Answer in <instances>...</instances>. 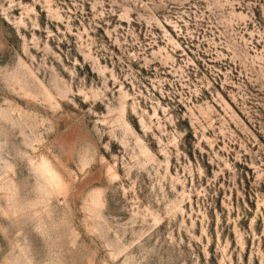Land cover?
I'll return each mask as SVG.
<instances>
[{"label": "rangeland", "instance_id": "rangeland-1", "mask_svg": "<svg viewBox=\"0 0 264 264\" xmlns=\"http://www.w3.org/2000/svg\"><path fill=\"white\" fill-rule=\"evenodd\" d=\"M0 264H264V0H0Z\"/></svg>", "mask_w": 264, "mask_h": 264}]
</instances>
